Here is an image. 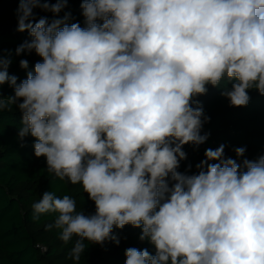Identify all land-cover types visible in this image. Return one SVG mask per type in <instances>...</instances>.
Returning <instances> with one entry per match:
<instances>
[{
	"label": "clouds",
	"instance_id": "obj_1",
	"mask_svg": "<svg viewBox=\"0 0 264 264\" xmlns=\"http://www.w3.org/2000/svg\"><path fill=\"white\" fill-rule=\"evenodd\" d=\"M67 4L19 0L18 31L32 39L16 54L42 62L17 83L0 56V86L14 90L0 95V112L22 100L19 138H35L47 171L80 184L95 212L45 191L33 219L56 214L46 228L76 238L77 262L86 241L118 244L113 229L131 225L155 255L130 247L125 264H264V155L237 163L221 144L195 173L179 171L184 145L208 139L195 97L225 78L232 107L247 106L251 89L264 95V0H82L84 27L70 13L33 23V9L58 14Z\"/></svg>",
	"mask_w": 264,
	"mask_h": 264
},
{
	"label": "trees",
	"instance_id": "obj_2",
	"mask_svg": "<svg viewBox=\"0 0 264 264\" xmlns=\"http://www.w3.org/2000/svg\"><path fill=\"white\" fill-rule=\"evenodd\" d=\"M81 2L68 0L67 6L58 14L35 8L33 23L42 17L51 22L70 13L68 23H79L84 27ZM18 7L19 0H0V56L11 59L8 73L15 75L20 83L42 58L34 51L16 54L18 46L32 39L28 31H18ZM21 59L28 61L27 69L20 67ZM232 83L225 78L220 86L209 85L206 94L194 98L204 114L210 117L201 130L202 135L208 134V139L198 148L184 145L187 159L180 162L179 171L184 172L191 165L190 174L195 173L196 165L205 159V150L216 149L221 144L225 145V157L236 159L237 163L264 155V95L251 89L247 106L232 107L221 94L230 89ZM0 95L7 98L14 95V90L5 83L0 86ZM19 103L22 100L0 112V264H125V250L130 247L147 248L155 255L153 245L139 240L141 229L126 225L123 229H113L118 244L113 240H106L103 245L86 241V249L77 262L70 256L76 238L65 243L59 238V229L46 228L54 223L56 214H41L38 220L33 219L32 204L38 202L45 191H51L59 198L72 197L77 211L86 215L95 212V205L80 184L72 185L47 171L46 159L34 154L35 138L30 135L23 140L19 138L22 119ZM196 106L194 103L193 107ZM238 147L246 149L243 157H236L234 150Z\"/></svg>",
	"mask_w": 264,
	"mask_h": 264
}]
</instances>
